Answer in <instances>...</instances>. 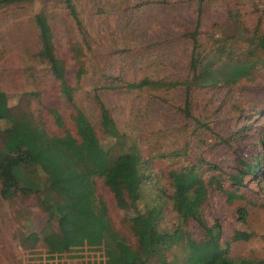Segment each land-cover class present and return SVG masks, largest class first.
<instances>
[{"label": "rangeland", "instance_id": "374dc122", "mask_svg": "<svg viewBox=\"0 0 264 264\" xmlns=\"http://www.w3.org/2000/svg\"><path fill=\"white\" fill-rule=\"evenodd\" d=\"M71 1L79 25L62 0L0 5V91L8 96V106L22 103L19 96L29 93L30 109L48 132H58L48 115L53 109L75 136L73 110L47 65L37 57L40 44L34 17L41 13L51 31L55 55L64 64L66 84L73 89L72 102L91 125L100 147V153L92 154L93 162L104 165L103 157L114 159L120 153L99 126L101 103L126 146L134 144L148 168L143 200L156 195L164 201L159 228L171 230L176 224L166 199L171 193L165 178L168 170L195 166L200 177L207 179L234 172L238 161L256 157L264 167V50L250 56L243 40L229 38L232 15L246 37H264V0ZM196 23L199 68L211 65L214 75L221 76L229 59L254 60L251 74L230 85L223 81L207 88L195 84L124 88L141 80L190 82L192 41L188 35ZM75 48L80 50L78 60ZM221 50L229 56L219 58ZM96 188L120 236L115 246L135 249L126 218L130 211L117 209L99 181ZM238 194L243 199L228 205L220 191L209 188L200 220L188 221L186 229L200 240L218 224L220 243L233 232H242L248 239L230 243L229 257L264 264V176L245 178ZM236 207L247 211L245 222L237 219ZM44 221L33 198L0 200V264H103L101 251L82 248L55 254L40 241L32 246ZM182 258L179 248L165 253L168 264H182Z\"/></svg>", "mask_w": 264, "mask_h": 264}, {"label": "trees", "instance_id": "16d2710c", "mask_svg": "<svg viewBox=\"0 0 264 264\" xmlns=\"http://www.w3.org/2000/svg\"><path fill=\"white\" fill-rule=\"evenodd\" d=\"M36 1L40 0H0V5ZM62 3L79 25L72 1L62 0ZM230 17L229 38L243 40L250 56L256 50L263 51L264 37L255 34L246 37L235 16ZM34 21L40 44L37 57L47 65L52 78L58 82L59 93L73 110L71 122L75 136L64 127L61 115L53 109L48 110V115L58 132H48L30 109L28 96L31 94L19 96L23 102L18 101L10 107L8 96L0 91V124L3 126L0 129V200L33 198L45 215L39 239L36 235L32 246L40 241L46 251L55 254H67L82 248L101 251L103 264H168L165 253L174 248L182 252V264H249L248 260L228 255L229 244L247 240L248 235L235 231L228 241L220 243L219 225L215 224L206 230L203 238L196 240L185 225L188 221L200 220L209 188L220 191L228 205L242 200L238 189L244 184V179L264 176V167L258 163L257 157L250 162L238 161L234 172L219 173L207 179L200 177L195 166L168 170L165 178L171 193L166 199L175 214L176 224L171 230L159 228L164 201L156 195L143 200L142 188L148 168L141 160L138 148L132 143L126 146L125 137L117 132L106 109L98 103L99 126L108 138L114 140L120 153L114 159L109 155L107 159L103 157L104 165L93 162L92 154L100 153L93 129L72 102L73 89L66 84L65 67L55 55L52 34L44 15L36 14ZM197 26L196 23L188 35L192 41L190 82L141 80L137 84H126L124 88L141 90L146 86L164 88L180 85L187 88L189 84L207 88L223 81L230 85L251 74L256 65L254 60L233 62L229 59L221 76L214 75L211 65L199 68L200 56L195 53ZM73 52L78 60L80 50L75 48ZM225 54V50H221L218 57ZM184 114L188 116L186 103ZM97 181L107 189L117 209L130 211L126 218L136 243L135 249L127 246L119 250L115 246L120 236L109 220L105 203L97 194ZM235 212L237 219L245 222V208L236 207Z\"/></svg>", "mask_w": 264, "mask_h": 264}]
</instances>
